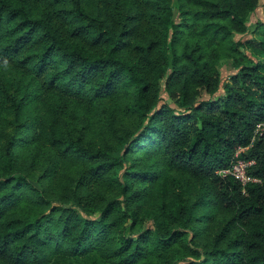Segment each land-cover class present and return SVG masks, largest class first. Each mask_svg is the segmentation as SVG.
<instances>
[{"label":"trees","instance_id":"trees-1","mask_svg":"<svg viewBox=\"0 0 264 264\" xmlns=\"http://www.w3.org/2000/svg\"><path fill=\"white\" fill-rule=\"evenodd\" d=\"M259 7L0 0V264H264Z\"/></svg>","mask_w":264,"mask_h":264},{"label":"built area","instance_id":"built-area-1","mask_svg":"<svg viewBox=\"0 0 264 264\" xmlns=\"http://www.w3.org/2000/svg\"><path fill=\"white\" fill-rule=\"evenodd\" d=\"M264 131V126L259 125L256 134H260ZM249 148L240 147L235 154V161L232 167L224 169L219 172V175L223 178L233 177L235 180L240 182L243 187L247 186L249 183H257L259 180L253 178L250 175V168L255 164L254 160H246L242 155L246 153Z\"/></svg>","mask_w":264,"mask_h":264},{"label":"rangeland","instance_id":"rangeland-1","mask_svg":"<svg viewBox=\"0 0 264 264\" xmlns=\"http://www.w3.org/2000/svg\"><path fill=\"white\" fill-rule=\"evenodd\" d=\"M260 23L264 24V0H260V7L255 13L251 14L248 19V26L251 28V31L245 35H237L235 40L245 41L251 39L253 37L252 31L254 30L255 26ZM220 71L223 76V84L230 82L229 76L234 73L231 61L222 60ZM220 93H223V89L220 91Z\"/></svg>","mask_w":264,"mask_h":264},{"label":"clouds","instance_id":"clouds-1","mask_svg":"<svg viewBox=\"0 0 264 264\" xmlns=\"http://www.w3.org/2000/svg\"><path fill=\"white\" fill-rule=\"evenodd\" d=\"M5 63H7V61H5Z\"/></svg>","mask_w":264,"mask_h":264}]
</instances>
